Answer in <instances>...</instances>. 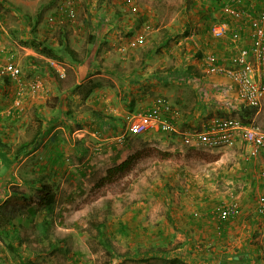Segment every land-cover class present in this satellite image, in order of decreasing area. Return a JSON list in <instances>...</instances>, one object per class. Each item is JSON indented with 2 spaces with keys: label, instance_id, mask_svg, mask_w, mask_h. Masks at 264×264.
Returning <instances> with one entry per match:
<instances>
[{
  "label": "rangeland",
  "instance_id": "1",
  "mask_svg": "<svg viewBox=\"0 0 264 264\" xmlns=\"http://www.w3.org/2000/svg\"><path fill=\"white\" fill-rule=\"evenodd\" d=\"M226 2L0 0V120L12 111L20 116L15 124L20 118L25 120L24 115L31 117L33 127L26 130L23 126L20 141L32 139L42 145L21 163L9 165L11 162L5 161V169H11L10 175L21 181L5 185L10 194L2 197L0 204L9 199L7 207H22L23 211L29 207L26 212H32L35 193L20 200L13 191L27 193L24 179L31 180L40 172L49 184L54 177L57 187L53 207L36 210L33 219L30 214L12 211L13 221L21 223L20 239L11 238L13 250L0 239V264H101L104 260L110 264H170L172 260L194 264L182 258L180 247L163 242L171 234L168 214L173 211L175 220L185 216L195 224L197 210H211L216 217L215 205L234 201L242 210L239 218L246 221L248 245L257 244L258 260L264 264V216L256 214L254 208L251 211L257 195L244 183L248 177L264 179V167L256 168L264 161V153L247 158L242 143L221 149L194 148L183 145L175 134L154 131L119 138L127 113L113 114V121L103 126L92 119L99 113L93 107L105 95L102 84L107 82L112 92H122L130 81L139 83L133 89L143 100L139 106L128 105V112L141 109L142 101L145 104L157 96L167 97L178 109L185 108L187 104L179 102L177 93H184L186 102L194 97L192 82L183 80L189 67L198 71L192 62L206 52L222 56L221 48L228 47L219 48L226 37L215 40L210 32L212 22L225 20L230 27L231 19L237 18L224 14ZM65 7L72 8V17L64 15ZM45 47L53 51L54 58L44 53ZM50 60L60 71L50 67ZM9 62L20 69L15 79L2 74V67ZM105 67H116L121 75L110 80ZM126 73L133 77L125 79ZM59 96L64 97L62 102ZM204 106L210 111L204 121L216 115L246 122L247 117L225 111L215 101ZM39 115L43 121L36 118ZM250 118L264 130V107ZM38 122L40 127L49 125H45L44 137L36 139L33 135ZM57 126H64L57 136L60 156L52 151L48 138ZM39 154L44 157L37 162L34 159ZM53 156H57L56 161L51 160ZM127 157L130 163L124 171L104 178L108 168ZM216 159L221 162L214 164ZM48 169H55L54 174L50 176ZM4 184L1 181L0 188ZM98 223L102 225L97 227ZM41 224L46 228L42 230ZM102 239L112 246L108 252L101 245ZM199 243L202 254L196 256L204 257ZM146 250L151 254L144 259ZM189 254L195 255L193 251Z\"/></svg>",
  "mask_w": 264,
  "mask_h": 264
},
{
  "label": "crops",
  "instance_id": "2",
  "mask_svg": "<svg viewBox=\"0 0 264 264\" xmlns=\"http://www.w3.org/2000/svg\"><path fill=\"white\" fill-rule=\"evenodd\" d=\"M259 1L260 0H247L248 5H252V6L254 5L255 7L259 6L260 3ZM137 12H139V9ZM244 23H245L244 18L237 17L231 19L230 28L231 30L237 29L239 31L240 39L238 41H232L229 39L228 36H225L226 38L225 37L223 38H225L226 40L224 41V39H222L223 41H220L221 44L219 48L224 45L228 47H225L224 49L221 48V50H223L224 55H222L223 57L219 56V58L222 60V63H226L227 65H229V63L231 62V67L234 65L233 59L237 52V48L239 46H245L249 44L248 37L250 32L248 26ZM215 40H221V39H215ZM215 47L216 46H214L213 49ZM203 53H205V51H203ZM207 53L209 52H206V54ZM230 55H231V60H228L230 58ZM203 57L204 55L200 58H197V60H195L194 62H192L193 64L197 65V67L199 68L197 69L198 71H196V69L194 70V68L192 67H189L188 73L184 75V79H183L186 82H192L193 88L196 90L194 93V97H192L189 101L186 102V100L184 101L185 98L183 97L184 93L183 95H181L182 92L177 93V96L180 97L179 102L183 103L184 105L187 104V106H185V108H183L182 110L178 109L177 106L173 105L170 102L172 106L175 109H177L179 112V119L177 120V126L181 129L183 128L196 129L194 128V126L197 124H200L201 128L204 125H206L207 121L210 118L204 121L203 117L208 115L210 111L205 109L204 105L207 102L209 103L210 100L215 101V105L221 104L222 106H224L225 111L231 110V112L235 114H238L240 108L243 106L238 100V97L236 95L235 83L232 80L230 81L226 75H223L221 73H208L202 61ZM103 70L104 72H106V77L110 80H113L112 79L113 76L116 77L118 76V74L121 75V73L118 72L116 69L112 70L109 67L103 68ZM129 77L132 78L133 75L129 76L126 73L125 79ZM132 82L133 83L131 84L130 81L128 87L122 92L119 89H116L112 92L110 90L111 89L110 82H107L105 84L103 83L102 87L105 89V95L103 97H100L98 102H95L96 106H94L93 109L98 110L99 113L96 117H93L92 119H96V122L100 124V126H103V124H107L106 121L108 120L113 121L112 120L114 118L113 114H122L124 116L126 113L139 111L144 109L145 107H148L153 98L150 99V101L147 100V103L145 104L144 101H142L141 109L137 107L136 109L130 110L129 112L126 111L125 108L128 109V105L135 104L136 106H139L140 101L143 100V99L139 100L141 94L136 95L137 90L135 91V89H133L134 85L137 87L139 86V83H137L136 81H132ZM129 92L131 94H128ZM63 99L64 97L60 98L59 96V100L61 102ZM115 100H118V102L117 101L115 102ZM262 107H264V99L260 107L256 109L257 113L261 111ZM215 116L216 115L212 117ZM18 117L20 116H18L16 112L12 111L8 117L0 120V182L1 181L5 182L3 188H0V199H2V197H7L10 194L9 188L7 186L5 187L6 184L9 183L8 186H10L12 184H15V182L17 181H21L19 179L14 178V176L10 175L11 169L8 168L9 171L5 169L8 166L5 165V161L9 163L11 162L9 165L14 163L16 164L18 161H20L19 163H21L22 160L23 161L27 160L28 157L33 155L34 152H37V150L42 147V145L38 144L39 142L37 143L32 142V139L20 141L21 134L24 133L23 126H25L26 127L25 129L27 130L28 128H30L29 126L33 127V121L31 120V117H26L24 115L25 120H23V118H20L19 123H21V125H18L19 123L17 124L14 123ZM36 118L43 121L42 116L40 115L36 116ZM54 118H56V116H54ZM54 118L52 117V119ZM45 125H49V124L43 123L42 126L40 127V123L38 122L36 128H34L33 136L36 137V139H38L40 136L42 138L44 137L45 130L47 127V126L45 127ZM59 128L64 130V126L62 127L57 126L48 133V138L51 137L52 140V141L50 140L52 151H54L55 155L60 156L62 154L60 152L61 146L59 145V141L57 139V136L60 133ZM104 133L105 135H107V132ZM33 143L35 144L31 146V144ZM237 143L240 144L242 143L243 151H245V155H246L247 147L241 141L240 137L236 138L233 145H236ZM23 145H25V148H21L23 147ZM237 146L238 145H236V147ZM34 147L35 149L29 152ZM43 157L44 155L39 154L35 156L34 160L38 162L41 159H43ZM56 159L57 156H53V158H51V160L53 161H56ZM220 160L221 159L213 160V163L217 164V162H221ZM262 166L264 167V161L262 162L261 166L256 168H260ZM243 169H244L243 171H245L246 167H243ZM231 170L235 171L236 168ZM41 175H43L42 172H40L38 176L32 178L31 180L24 179L23 187L26 188L32 186L34 188V186L37 185V182L39 181V177ZM57 177L58 176H55V178ZM233 179L235 182H237V180L239 181L237 177ZM53 180L54 177L51 181L52 184L54 183ZM244 183H248V188L249 187L252 188V190H250L249 188L250 192L253 193L256 192V195H260V194L264 195V179L261 178L259 180L248 177L245 179ZM245 193H247V190ZM252 208H254L253 205H251V211L253 210ZM197 211L199 213V217H194L197 218L195 219L196 221L194 222L195 224H193V222L189 218H186L185 216L182 219L179 220L177 219L178 221L175 220L173 211H170V213L168 214V218L172 222L170 227L171 234L166 235L167 238L164 237L163 242L167 243L169 241L170 246L180 247V255L183 256L182 257L183 259L185 260L188 259L190 262H193L194 264H219V263L220 264H262L261 260H258L257 244L250 246L248 245L249 239L246 238L247 235L245 231L246 224H244V222L246 223V221H244L243 218L242 219L239 218L238 215L237 217H233V218L230 217L226 220L220 221L219 219H217V217L213 216L212 213H209L211 210L205 212L199 210ZM217 225H222L221 233L217 232V228H216ZM176 230L179 231L181 234H177L176 232L175 234H173L172 231H176ZM223 232L224 235H222ZM190 233L191 235H189ZM198 243L202 244V247L204 249L203 252L206 253L204 257L196 256L202 254V252L198 251L201 249L198 248ZM263 250L264 249L261 248V251ZM190 251H193V254L195 255L191 256V254H189ZM222 251H226V252L224 253ZM192 257H195L194 260L190 259Z\"/></svg>",
  "mask_w": 264,
  "mask_h": 264
},
{
  "label": "built area",
  "instance_id": "3",
  "mask_svg": "<svg viewBox=\"0 0 264 264\" xmlns=\"http://www.w3.org/2000/svg\"><path fill=\"white\" fill-rule=\"evenodd\" d=\"M259 6L248 5L247 0H227L224 6V14L230 17L244 18V24L249 28V44L239 46L229 65L214 52H209L203 57V64L208 73H221L235 83L236 95L243 106L258 109L264 99V0L259 1ZM62 12L66 17H72L74 12L71 7H65ZM48 20H51L49 18ZM210 32L214 39H222L228 36L232 41L240 39L237 29L231 30L227 21L216 20L211 23ZM193 38L192 35L189 36ZM50 67L60 71L54 60L49 61ZM2 74L15 79L20 74L19 67L12 63H6L2 67ZM62 74V72H60ZM231 86V84H230ZM223 91V90H222ZM179 112L165 96H157L152 99L150 105L142 110L127 113L124 117V130L119 135H138L147 131L161 134H175L185 146L202 149H218L234 144L237 137L247 147V158H254L258 153H264V130L254 120L241 122L233 116L210 118L201 129L179 128L177 120ZM96 134V131L94 132ZM262 176L264 172L261 171ZM254 210L264 216V195L256 196ZM241 209L234 201L230 203H218L214 207V214L220 221L240 215ZM197 215L196 212L193 213ZM221 233L220 225L216 226ZM220 264V263H219Z\"/></svg>",
  "mask_w": 264,
  "mask_h": 264
},
{
  "label": "trees",
  "instance_id": "4",
  "mask_svg": "<svg viewBox=\"0 0 264 264\" xmlns=\"http://www.w3.org/2000/svg\"><path fill=\"white\" fill-rule=\"evenodd\" d=\"M45 51L44 53L47 56L53 57L55 56V54L53 53V51L47 47H45ZM107 68V67H105ZM116 69V67H114ZM7 78H9L7 75H4ZM254 112H256V108L255 107H248V106H242L239 110V114L245 118L247 117V119H245L246 122H249L248 120H250L254 114ZM35 142V141H34ZM21 148H25V145H23V147ZM130 163V157H127L125 160H123L121 163H118L116 165H113V167H110L107 169V174L104 176V178H110L111 176H113L115 173L117 172H121L124 171L127 166ZM52 171V173H48L50 176L52 174H54L55 169L54 170H50L48 169L47 172ZM48 176V175H47ZM45 175H41L39 177V181L37 182V185L34 186V188L32 186L26 187L27 193L26 191L24 192H20V191H13V195L15 196V198L20 199V200H26L28 197V195L31 197V195H33L35 193L36 197H35V204L36 207L33 208L32 212H26L28 209L31 210L29 207L26 208L25 211L24 208H18V209H14V207H7L8 203H9V199H6L3 203L0 204V239H2L5 242V245L8 249H14V247L12 246V241L11 238H15V239H20L19 236V231H20V222L18 221V225L17 222L13 221V213L12 211H18L19 213H21L20 215H25L26 213L30 216V219H33L36 210L38 209H42V208H46V209H50L53 207L55 201H56V196H57V187L54 184H49L47 182L44 181ZM35 183V182H34ZM33 183V184H34ZM26 205V204H24ZM23 205V206H24ZM22 209V211H21ZM43 222V221H42ZM101 223H98L96 226L99 227L101 226ZM47 226V225H46ZM46 226L41 224L42 230L46 228ZM12 233L14 234V236L12 235ZM46 236V234H45ZM101 245L107 248V252L112 248V246L110 245V243L105 240L102 239L101 240ZM150 249V247H149ZM149 254H151L150 250H146L145 251V256L144 259H146ZM156 254V253H154ZM152 256H154L152 254ZM101 264H110V261L108 260H104ZM170 264H176L175 260L170 261Z\"/></svg>",
  "mask_w": 264,
  "mask_h": 264
}]
</instances>
